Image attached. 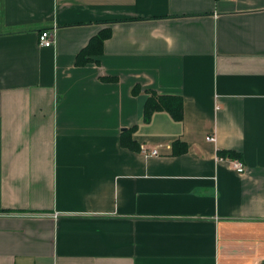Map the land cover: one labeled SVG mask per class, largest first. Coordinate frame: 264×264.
Returning a JSON list of instances; mask_svg holds the SVG:
<instances>
[{
  "label": "crops",
  "instance_id": "obj_1",
  "mask_svg": "<svg viewBox=\"0 0 264 264\" xmlns=\"http://www.w3.org/2000/svg\"><path fill=\"white\" fill-rule=\"evenodd\" d=\"M103 30L97 62L77 65ZM151 92L181 96L182 120H144ZM251 263L264 0H0V264Z\"/></svg>",
  "mask_w": 264,
  "mask_h": 264
},
{
  "label": "trees",
  "instance_id": "obj_2",
  "mask_svg": "<svg viewBox=\"0 0 264 264\" xmlns=\"http://www.w3.org/2000/svg\"><path fill=\"white\" fill-rule=\"evenodd\" d=\"M110 35L109 31H100L96 36H94L90 42L82 48L76 55L77 65H84L89 62H97L96 57H98L102 52L103 41ZM138 87H135L133 91H136ZM182 98L178 95L170 94H157L151 92L150 95L146 98L143 107L144 120L148 121L153 112L159 110L167 111L171 117L180 121L183 118V106ZM121 144L125 147H128L132 150H138V144L131 138V135L122 134L121 135ZM220 156L238 158L240 155L233 150H220L218 152Z\"/></svg>",
  "mask_w": 264,
  "mask_h": 264
},
{
  "label": "built area",
  "instance_id": "obj_3",
  "mask_svg": "<svg viewBox=\"0 0 264 264\" xmlns=\"http://www.w3.org/2000/svg\"><path fill=\"white\" fill-rule=\"evenodd\" d=\"M38 43L42 47H51L54 43V38H53V32L51 30H43L39 33L38 35ZM208 141H214L215 138L213 135H208L206 137ZM141 152L145 156H150V155H156L158 154V151L156 149L153 150H147L145 147H141ZM216 162H225L228 167L233 169L237 174H242L245 171V165L244 163L238 159V158H230V157H225V156H217L215 158ZM53 216H57V214H54ZM251 264H259V263H251Z\"/></svg>",
  "mask_w": 264,
  "mask_h": 264
}]
</instances>
